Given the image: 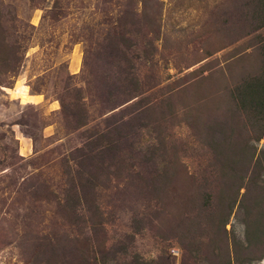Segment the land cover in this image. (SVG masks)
Here are the masks:
<instances>
[{"label":"rangeland","instance_id":"1","mask_svg":"<svg viewBox=\"0 0 264 264\" xmlns=\"http://www.w3.org/2000/svg\"><path fill=\"white\" fill-rule=\"evenodd\" d=\"M238 3L0 0V264H65L56 246L74 233L91 237V263L264 264V169L251 168L263 139L250 140L251 173L228 224L217 227L231 203L221 194L245 169L223 159L228 125L241 127L237 113L227 114L229 91L259 71L264 43V27L227 36L226 14ZM254 7L263 13L264 0ZM121 36L130 37L132 81L143 93L111 110L100 83L123 68ZM7 45L22 49L9 54ZM111 45L121 51L114 59ZM120 120L127 122L121 149ZM246 127L254 136L252 123ZM166 166L177 190L157 229L145 221L156 210L143 186L163 181ZM199 182L210 184L212 201L198 199L184 211L190 233L172 232L173 215ZM72 213L79 215L73 225ZM99 218L104 225L90 229Z\"/></svg>","mask_w":264,"mask_h":264},{"label":"trees","instance_id":"2","mask_svg":"<svg viewBox=\"0 0 264 264\" xmlns=\"http://www.w3.org/2000/svg\"><path fill=\"white\" fill-rule=\"evenodd\" d=\"M256 0H239V3L236 7L232 8V11L226 14V26L229 27V31L227 36H247L250 33L264 27V12L259 13L256 8L254 7V3ZM229 15V16H227ZM230 20V21H228ZM150 25V29H153L152 24ZM235 38L228 42V44H232L235 41H237L239 38ZM130 37L129 36H121V41L124 45V52H121L118 50V47H115L114 45H111L112 53L110 55V59H114L115 55L118 54V52H121L122 55V69L120 72L117 71V69L113 72L112 71L108 74V76L100 83V97H106L108 95V99H111V104L109 106V109L114 110L118 107L122 106L123 104L127 103L129 100L138 98L143 92H140V90H137L136 83H133V77L131 66H130V59L128 58V54L126 53L127 48L129 47ZM226 43V41L224 42ZM122 48V49H123ZM126 48V49H125ZM224 48L223 46L218 47L215 50H211L209 52H205L203 55V59H206L213 55L215 52L219 51L220 49ZM16 49H22L13 48L12 46H5V50L9 52H13ZM121 49V50H122ZM24 50V49H23ZM116 52V53H115ZM261 57V68L255 75H247L245 78L241 80V82L235 86L232 90L229 91V102L232 103V106L227 105V114L233 115L232 112L237 113L239 116L241 122V127H236L234 124L230 123L228 125V134L226 135V143L229 148L223 159H226V167H230L234 170H236V167L238 164L245 162V169L243 172V176H241L238 184V179H235L234 185L229 188H226V190L221 194L224 197H226V201H231V203L226 204L227 209V215L226 219L224 221H221L217 224V227L219 226V229L225 228V226L228 224V218L230 217L233 207L237 201V198L239 196V192L243 187L244 178L247 176V174L251 173V168L253 166H258L259 168L264 169V149L260 151V157L257 159V161L252 164V160H250L254 154L252 146H248L250 140L259 141L261 139L264 140V43L261 46L260 54ZM199 61L194 62L193 64L198 63ZM112 70L117 68V66H114L111 64L109 65ZM103 105L107 107L108 100L102 101ZM104 107V106H103ZM106 109V108H105ZM243 119V120H242ZM246 120V121H245ZM251 122L252 125L256 128L254 136L250 135L247 129V123ZM127 122L120 120L117 126V137L115 139V145L121 149L120 145L122 144L123 139L127 136V134L124 132L125 126ZM245 145V150L237 149L239 144ZM213 154L216 156L217 161L219 158V153L215 150H213ZM239 155V157L236 159V157ZM245 156V157H244ZM245 158V160H244ZM239 160L241 162L239 163ZM219 162V161H218ZM221 163V161L219 162ZM223 166V164L221 163ZM244 165V164H243ZM251 166V168H250ZM168 166H166V174L169 173V171H172V167L167 169ZM172 172L171 174H173ZM167 174L165 179L161 181L160 183L155 182H147L143 187H145V191L150 193V195H153L155 199L151 198H145L146 200L153 201L154 209L156 210L155 213L148 214L145 217L146 223L151 226L154 224H157V229H160L166 220H164V217L161 215L164 212H167V208L170 209L171 204L173 201H168V197L173 194H176V188H174V183H172L169 180V175ZM245 176V177H244ZM241 181V182H240ZM212 185V184H211ZM214 187V185H213ZM138 190V188H137ZM79 191V190H78ZM212 193H215L210 188V184L206 182H199L195 186L192 184L189 190H187V193L184 196V201L181 205V209L176 210V213L173 215V221L171 223L172 232H177L185 230L190 233L191 227H188L189 230L184 227L185 223H190L191 218L188 216L189 213H184V211L188 210L190 211V207L195 206V201L198 199H205L208 201L207 203L212 201L213 195ZM218 193H221V191H218ZM217 193V194H218ZM135 200L139 199L138 197L133 198ZM63 203L61 205L62 209H67L70 201V195L65 194L62 198ZM78 200V198H77ZM175 203V201H174ZM183 206V207H182ZM166 207V210L164 211V208ZM143 208V207H142ZM144 208H149V206H144ZM184 208V210H183ZM79 220V215L76 213H72L70 216V223L73 225L76 223V221ZM97 222L89 220V227L90 229H93L95 231V228H100L104 225V222L101 218L99 220H96ZM206 223L210 224V227H214L216 224V221H214L213 216L209 215L208 222ZM249 224L246 223V241L248 240L249 236ZM76 234V233H74ZM63 235V240L65 244H58L56 246L57 249H61V255L63 256V259L65 258L64 263L65 264H98L96 262L91 263L90 257L88 256V251L91 253H97L96 249H93L90 246L91 237L88 236L86 233L83 234V239L80 240L79 236H82V233H78L75 236ZM71 237V238H70ZM69 238V240H68ZM233 241V240H231ZM230 241V242H231ZM81 244L85 247L81 246ZM79 245L81 247H79ZM94 261V260H92ZM133 264H140L137 260L134 261ZM145 264H158L155 262L145 263ZM167 264H171L169 261Z\"/></svg>","mask_w":264,"mask_h":264}]
</instances>
